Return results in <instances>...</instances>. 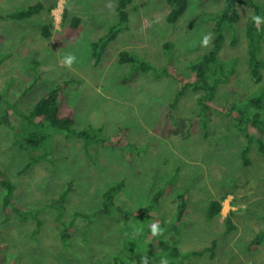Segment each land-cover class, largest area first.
Listing matches in <instances>:
<instances>
[{"label":"rangeland","instance_id":"374dc122","mask_svg":"<svg viewBox=\"0 0 264 264\" xmlns=\"http://www.w3.org/2000/svg\"><path fill=\"white\" fill-rule=\"evenodd\" d=\"M40 2L55 0H0V172L17 201L6 214L0 186V264H264V239L250 250L264 230V156L256 144L248 163L243 156L248 133L264 139V0H189L175 24L167 0H135L113 35L119 0H59L51 14L8 18ZM224 13V40L207 63ZM124 51L131 61H120ZM69 54L71 69L62 63ZM58 85L75 110L73 133L88 137L22 126L19 111ZM37 131L48 137L29 150L24 139ZM223 196L221 217L209 219ZM60 199L61 210L50 207ZM231 210L237 229L225 234Z\"/></svg>","mask_w":264,"mask_h":264},{"label":"trees","instance_id":"16d2710c","mask_svg":"<svg viewBox=\"0 0 264 264\" xmlns=\"http://www.w3.org/2000/svg\"><path fill=\"white\" fill-rule=\"evenodd\" d=\"M59 0H55V2L50 6L47 7L44 3L40 2L37 3L33 6H29L28 8L25 9H20L17 11H14L12 13L9 14L8 18L10 19H14V20H27L30 19L36 15L41 14L44 11H47L48 14L52 13V10L56 8L57 3ZM133 2H135V0H119L118 3V7H117V11H118V15H119V19H120V23L116 26H114L111 30V35L116 34L117 30L116 28L118 26H122V25H126L128 22V14H127V8L130 4H132ZM168 4L171 7V11L168 15V22L170 24H175L177 23L180 18L186 13L188 7H189V0H167ZM68 16V6L65 7L64 9V14H63V18L66 19ZM223 16V17H222ZM220 18L219 21L215 22L214 25V31L216 33V38H215V42H214V48L213 50L210 52V54L206 55L203 57V61H206L207 63H212L214 62V60L217 58L216 54L217 52L220 50L221 48V44L224 40V17H227V14L224 13ZM80 25V20L79 18H74L72 20V27L73 28H78V26ZM54 26V23H50V24H46L43 27V31L42 34L44 36V38L46 39H50L52 37V27ZM252 29L254 28V26L251 27ZM95 46H97V44H95ZM254 56V55H253ZM132 60V55L129 52H122L120 54V61L125 63V62H129ZM253 59L251 57L250 61H249V67L250 70L252 72V77L254 79V81L260 82L261 78H260V66L258 63L254 64L253 63ZM206 73H208L206 70L202 69L199 73H198V78L199 79H205ZM189 85V84H188ZM187 86L185 84H183L182 86V90H184ZM214 88V86H213ZM199 89V86L195 87V90L197 91ZM207 90V96L213 98L215 95L213 93V90L215 91V89H209V87L206 89ZM2 95L0 94V100H2ZM205 101V100H204ZM203 100H201V104L204 103ZM244 102V101H243ZM248 102V101H245ZM249 102H254L257 103L258 101L256 100H249ZM240 105V102H237L234 107L232 108V111H223L220 108H218L215 104H211V106L215 109V110H221L227 113V115H231L233 114L237 107ZM212 108V109H213ZM19 114L22 117L23 120V127L24 125L31 127L33 129V131H35L37 128H43L44 130H46L48 127L52 128V129H56V130H61L62 132H64L68 137L70 136H86L88 137L86 132H74L73 129V125L76 122V117H75V110L70 107L67 104V100L66 97L63 93V86L62 85H58V87L54 90H52L49 94L43 96L41 99H39L37 101V103L35 104V106L29 111H19ZM259 116V114H258ZM256 120H254L253 122H255ZM240 128H242V126H240ZM46 137H48V135L45 134H39L38 131L36 133H30L29 134V139H24L27 148L30 150V148H38L39 145L43 144L46 139ZM247 139L249 141L248 146L245 147L244 151H243V156L245 157L244 159H246V162L248 163L249 161L247 160V153L249 152L250 148L255 145L257 150L260 152V154H262L264 156V139H260L258 137L255 136H251L249 133L247 134ZM112 144H116V142H118L116 139H112ZM104 142L107 143V139L104 140ZM250 146V148H249ZM25 147L22 146V148ZM35 160H37V158H31V162H34ZM31 164V163H30ZM29 164V165H30ZM27 165V166H29ZM3 175L0 172V186L4 189V197H3V207H4V212L7 214L9 212V209L11 208V206H15L17 204V201L14 198V193L16 190V187L12 184V182L9 179H2ZM117 187H114L112 189H110L109 191H107L105 198L107 200H109L110 198V194L114 191V189ZM226 199V196L221 197L220 199H215L211 202L209 209H208V218L209 219H217L220 218L222 215V209H223V202ZM63 199H60V201H57L55 204H51L50 207H54L56 209H62L64 207V205L62 204ZM178 200L181 201V207H183L184 205V200H183V196L181 195L180 197H178ZM110 206L111 204L108 202L105 203V209H103L101 212L105 213L106 215L110 214ZM27 216L32 215L34 217H36V221H37V228L40 229L42 221L39 220V216L34 215L32 213V211H27ZM236 214V211L231 210V212L229 213V215L225 218L224 221V227L225 234H229L232 231H234L235 229H237L236 224L233 221V216ZM61 215V214H60ZM58 215V220L61 221V216ZM80 214L77 213L76 216H79ZM28 218V217H27ZM63 223V222H62ZM68 229L63 231V235L66 236V234L68 233ZM264 239V230H262L261 232H259L256 237L254 238V240L252 241V244L250 246V250H255L257 249L263 242ZM214 251V249L216 248V243H214V245L211 247ZM171 258L175 259L179 256V251L176 247L173 248L171 254H170ZM2 257L1 254V246H0V259ZM119 262V259H115V263L117 264ZM171 264H174L171 262Z\"/></svg>","mask_w":264,"mask_h":264},{"label":"clouds","instance_id":"9594fccd","mask_svg":"<svg viewBox=\"0 0 264 264\" xmlns=\"http://www.w3.org/2000/svg\"><path fill=\"white\" fill-rule=\"evenodd\" d=\"M253 19H254L257 23H259L261 18H260L259 16H255V17H253ZM210 40H211V35H210V34L205 35V36L203 37V44H204V46H207V45L209 44ZM75 62H76V57H75L74 55H72V54H69V55L65 56L64 59H63V61H62V63H63L65 66H67L69 69L72 68V66H73V64H74ZM151 231H152V235H153V236H159V235H162V230L160 229V226H159L158 224H154V225L152 226ZM162 264H166V262H162Z\"/></svg>","mask_w":264,"mask_h":264}]
</instances>
